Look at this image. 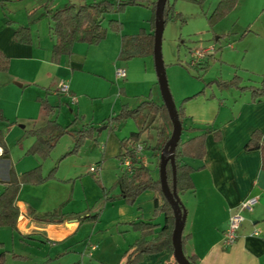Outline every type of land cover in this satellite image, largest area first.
Returning a JSON list of instances; mask_svg holds the SVG:
<instances>
[{
  "label": "crops",
  "instance_id": "crops-1",
  "mask_svg": "<svg viewBox=\"0 0 264 264\" xmlns=\"http://www.w3.org/2000/svg\"><path fill=\"white\" fill-rule=\"evenodd\" d=\"M248 25V30L241 33L239 38L251 34L262 39L261 42L264 43V5L259 7L258 13ZM14 31L15 27L0 25V51L10 59L9 69L0 71V111L6 119H0V129L3 130L5 143V150L0 147V192L12 173L18 176L40 164L43 165L40 159L26 161L24 163L26 166L18 170L16 164L23 156H28L26 150L34 139L24 138V131L40 127L48 120L39 102L40 98L58 107L54 117L60 124H64L63 120L67 121L69 114L75 111L70 107L73 104L80 114L82 124L93 123L106 129L105 119L99 120L100 116L97 113L102 112L106 117L111 110L107 108L105 112L104 106L110 102L111 96L120 98L123 91L120 87L119 93H115L112 81L129 77L130 82L131 77L133 78L131 64H142L138 61L142 58L131 59L135 63H129L131 60H127V68L118 64L121 33L108 32L97 45L76 42L72 47V54L62 56L60 61L55 63L51 58L53 41L50 31L47 39L42 41L41 36L30 29L32 39L30 44L16 42ZM230 45L231 42H228V46ZM208 46L210 44L202 47ZM212 46L214 54L207 57L218 52L216 46L214 44ZM244 51L246 60L248 49L245 48ZM207 57L201 64L206 63ZM144 64H147V61H144ZM245 67L248 69L247 64ZM118 68L126 70L125 77L116 76ZM248 78L251 80L250 76ZM60 82L68 84L70 93L76 97V102H70L68 97L56 91ZM214 82L213 80L210 86L205 84L201 88H185L178 94L179 104L185 97L195 94L183 104L187 116L184 121L186 126L207 125L220 133V138H216L214 132L206 137L204 158L191 162L194 167H199L191 174L194 187L179 196L186 208L183 230L187 236L185 252L196 257V264H264V171L261 169L260 151L244 149L255 130L262 132L264 143V99L252 101L248 91L220 88ZM139 95L145 94L141 92ZM100 99L107 101L104 103ZM96 102L101 104L96 105ZM62 103L70 107V112H64ZM89 105L93 111L90 118H87L86 111ZM8 122L11 125L6 126ZM138 128L132 127L131 132L137 131ZM112 132V135H107V140L103 144V155L107 152L108 143L112 141L111 153H117V156L120 152V140L130 134L127 131L120 133L118 129ZM159 156L151 149H143L138 159L150 167L151 157ZM62 183L64 181L57 177L41 184L23 183L16 198L20 210L16 222L17 230H13L21 239H39L49 246H55L58 256L62 255L61 248L66 249L69 238L77 232L81 224L67 217L59 224L39 223L28 216L27 210L31 207L41 213L58 208L65 199V190L53 187L52 191L46 186L52 184L57 186ZM250 196H257V203L252 212L244 214L245 220L238 228L234 243L224 246L222 240L228 217ZM153 197L154 193L147 190L138 196L136 204L129 205L123 200L107 201L104 208L117 210L113 221L121 222L125 231H128L130 226L127 223L136 219L153 218ZM161 216H157L155 222L161 224L163 222ZM253 230H257L258 235L252 234ZM113 233L116 234V231ZM107 234L103 232L97 235L91 232L84 243V248L90 251L98 248L96 254H99L101 249L96 247L97 241H103ZM138 237L139 234L135 233L132 237L133 242ZM133 242L125 241L120 249L127 251ZM90 251L88 257L93 256ZM172 260L166 251H162L159 255L144 254L139 262L133 264H165Z\"/></svg>",
  "mask_w": 264,
  "mask_h": 264
},
{
  "label": "rangeland",
  "instance_id": "rangeland-1",
  "mask_svg": "<svg viewBox=\"0 0 264 264\" xmlns=\"http://www.w3.org/2000/svg\"><path fill=\"white\" fill-rule=\"evenodd\" d=\"M72 1L80 3L84 0ZM217 1H168L170 5H173V10L177 16L173 20L166 21L164 25L161 51L168 87L175 105H179L178 94L185 88H201L205 84L210 86V82L213 80L231 81L237 76L240 78L239 84L241 86H261L264 81V46H262L264 43L261 42L263 40L251 34L239 38L241 33L248 30V22L256 16L259 7L264 5V0H238L235 8L233 7L226 16L211 27L207 18L213 12ZM67 2L68 0H0V25L7 24L15 28L20 24L26 25L37 32L44 41L48 37L49 27L52 24L48 10ZM153 15L154 11L150 3L148 5L146 3L128 5L117 14L107 15L103 25H106L109 18H116L122 22L121 33L135 34L141 28L150 30ZM228 42H231L230 46L232 47L228 46ZM209 44L216 46L217 54L207 57L206 63L201 64L203 66H190L187 61L191 49ZM245 48L248 49L246 60H244ZM138 61L142 64H131L133 78L131 77L130 82H128L129 77L112 81L115 86V93H119L120 87L123 88V91H121L120 98L111 96L110 102L104 106L105 112L107 108L111 110L106 117L98 111L99 120H107L110 116L119 114L123 106L134 108L148 96L156 102H162L153 56L149 55L138 59ZM144 61H147V64H144ZM117 62L127 68L126 61L117 59ZM245 62L248 69L245 67ZM129 63L135 62L131 60ZM248 76L251 77V80ZM214 83L217 85L216 82ZM141 92L145 95L140 96ZM102 100L100 99V101ZM103 101L106 103L107 100ZM95 104L100 105L101 102ZM70 107L75 111L69 114L70 117L67 121L63 120L64 124H61L66 126L73 122L77 116L78 119L70 128H79L82 125L80 114L75 105L72 104ZM70 107L62 106L64 112H70ZM92 111L93 109L89 105L86 111L87 118H90ZM142 118L143 116H140L137 121L132 117L124 118L113 123L116 127L113 129L108 127L102 129L103 126H98L93 137L83 141L76 153L67 154L74 147L75 138L70 134H64L46 159L42 160L36 155L27 154L28 156H23L20 162L16 163L19 170L26 166L24 165L26 161L40 159L43 164H40L41 170L44 174L56 165L54 177L60 178L64 183L57 186L52 184L46 188L49 187L47 189L52 191L53 187L65 190V199L61 204L63 213L68 215L74 213L97 214V218L84 219L80 223L77 232L69 238L66 249L65 247L61 248L62 255L60 256L56 253L57 248L55 246H49L39 239H21L10 226H0V241L2 242L0 248L6 250L5 260L7 264H123L125 251L120 249V246L125 244V241L133 242V235L139 234V232L131 227L125 231L121 222L113 221L117 210L104 208L106 202L111 201L106 199L102 187L110 190V196L118 194L119 189L114 186V183L123 169L116 156L117 153H111L112 141L108 143L107 152L104 155L103 144L107 140V135L113 134L112 130L118 129L120 133L131 132L132 127L138 128ZM157 124L156 120L154 126ZM154 126L149 130L151 135L149 139L146 134H142V139H146L151 147L156 142ZM151 161L149 168L152 176L158 178L159 157H151ZM96 166L99 167V182L90 172V167ZM114 230L116 234L113 233ZM91 232L97 233V235L103 232L108 233L103 241H97L96 247L101 249L99 254H96L98 248L91 251L84 248V243ZM56 244L59 245V243ZM127 246L129 247V245ZM89 251L93 256L88 257ZM161 253L153 254L159 255Z\"/></svg>",
  "mask_w": 264,
  "mask_h": 264
},
{
  "label": "trees",
  "instance_id": "trees-1",
  "mask_svg": "<svg viewBox=\"0 0 264 264\" xmlns=\"http://www.w3.org/2000/svg\"><path fill=\"white\" fill-rule=\"evenodd\" d=\"M167 0L164 8L165 23L168 20H173L177 14L173 10V5H170ZM202 1V0H193ZM238 0H218L213 12L208 16L207 20L212 27L220 21L228 12L237 4ZM151 4L154 15L151 20V28L149 31L141 28L135 34H122V22L116 18H109L106 25L103 21L107 15L117 14L123 11L128 5L134 4ZM155 7L156 0H84L80 3H75L68 0L67 3L58 6L54 9L48 10V15L51 18L52 24L49 27L50 37L53 41L51 47L52 61L57 63L62 56H69L72 54V47L76 42H83L88 45L99 44L108 34V32L121 33V44L118 58L124 61L134 58H143L153 54L154 45V28H155ZM14 40L23 44L31 43L30 28L26 25H18L14 31ZM201 64V63H200ZM199 64V65H200ZM10 59L0 51V71H7L9 69ZM197 65V66H199ZM203 66V65H202ZM204 68V67H203ZM240 78L235 76L231 81H215L220 88L234 87L241 91H248L252 101H260L264 99V81L261 86H241ZM185 97L179 105L176 106L177 114L181 123V136L174 149V161L176 168V192L178 196L193 189V181L191 174L199 167H194L192 161H201L206 152L205 140L206 137L213 133L216 138H220V133L214 131L211 126H186L185 119L187 118L183 104L188 99L194 97ZM42 108L44 109L48 120L44 125L27 129L24 131L23 137H33V142L26 150V154L36 155L40 159H46L59 139L64 134H70L75 138L74 147L67 152L76 153L86 139L92 138L97 131V126L93 123H84L81 127L73 129L70 128L76 122L64 126L60 124L54 117L56 108L48 103L46 99H39ZM143 116L139 123L137 131H132L130 134L120 140V152L117 157L120 163L127 157L131 159L132 173L128 174L124 170L116 178L114 186L118 187L119 193L110 196V190L104 187V195L107 200L111 202L116 200H123L128 204H134L138 196L147 190L154 193L153 218L150 220L136 219L127 223L132 229L139 232V237L130 245L124 253L123 264H133L141 260L144 254H153L166 251L173 257L172 232L174 228V214L171 205L165 198L161 182L158 178H154L151 169L142 163L135 154L137 144H141L143 149H151L155 154L160 155L165 143L172 133V122L168 111L163 102H156L149 98L144 99L138 106L128 108L123 106L120 113L115 116H110L105 120L104 124L109 129H113V123L119 122L124 118L132 117L134 120ZM0 119L6 120L1 111ZM157 120V125L154 123ZM11 125L7 123L6 126ZM154 126L155 130V145L151 147L146 139H142V134L145 133L147 138L151 137L149 130ZM0 147L5 150V143L3 138V130L0 129ZM244 149L247 151L259 150L261 154V169L264 171V143L262 141V132L255 130L252 132L249 140L246 142ZM4 153V152H3ZM2 153V154H3ZM57 166H53L47 174H43L41 165L31 168L20 175L12 173L10 179L5 183L0 192V226H10L11 229L17 230L16 222L20 214L19 207L16 203L18 191L23 183L41 184L46 180L54 178ZM122 168V167H121ZM96 181L99 182L98 171H90ZM167 182L170 188L173 185L172 167L170 161L166 164ZM181 208L185 206L180 202ZM62 205L58 208L47 211L37 212L33 208L28 207V216L39 223L59 224L67 217L71 220L83 222L84 219L97 218V214H65L62 211ZM159 215L163 216L161 224L155 222V218ZM187 236L182 234V248L183 253L190 262L196 264V257L188 255L185 252V241ZM0 243V247H1ZM2 249V248H0ZM6 250H0V264H7L5 260ZM165 264H177L173 259L167 261Z\"/></svg>",
  "mask_w": 264,
  "mask_h": 264
},
{
  "label": "water",
  "instance_id": "water-1",
  "mask_svg": "<svg viewBox=\"0 0 264 264\" xmlns=\"http://www.w3.org/2000/svg\"><path fill=\"white\" fill-rule=\"evenodd\" d=\"M167 0H156L155 7V28H154V45H153V60L157 75L158 86L169 117L172 122V133L168 141L165 143L159 156V180L161 182L162 192L172 207L174 214V228L172 232L173 257L177 264H190L183 253L182 234L186 220V210L181 208V200L176 192V168L174 161V149L181 136V123L177 114L176 105L168 87V82L165 74L164 62L162 58L161 42L164 30V8ZM104 128V127H103ZM170 161L173 175L172 188L167 182L166 164Z\"/></svg>",
  "mask_w": 264,
  "mask_h": 264
},
{
  "label": "built area",
  "instance_id": "built-area-1",
  "mask_svg": "<svg viewBox=\"0 0 264 264\" xmlns=\"http://www.w3.org/2000/svg\"><path fill=\"white\" fill-rule=\"evenodd\" d=\"M213 52H214V46H212V45H210L208 47H198V48L191 49L190 57H189L187 63L190 66H197L203 61L204 58H206L209 54H211ZM116 76L119 78L125 77L126 76V70L124 68H118L116 70ZM56 91L59 94L68 97L70 102H72V103L76 102V97H75V95L70 93V89H69V86L67 83L60 82L57 86ZM142 150H143L142 145L137 144V147L135 149V154L137 155V158H139ZM120 164H121L122 169L126 173H128V174L132 173L131 159L129 157L125 158L123 160V162H121ZM98 170H99L98 166L90 167V171H92V172L93 171L96 172ZM257 201H258L257 196H250L240 203L237 211L230 214V216L228 217V221H227V228L225 230V233L223 235V240H222V243L224 246H230L234 243V241L237 238L238 228H239V226H241V224L245 220L244 214L252 212ZM252 234L258 235V231L253 230Z\"/></svg>",
  "mask_w": 264,
  "mask_h": 264
}]
</instances>
